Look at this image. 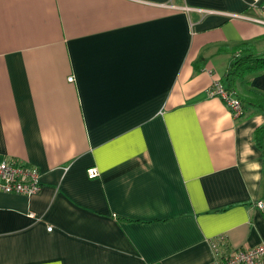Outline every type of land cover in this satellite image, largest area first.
I'll return each instance as SVG.
<instances>
[{
    "label": "crops",
    "instance_id": "crops-1",
    "mask_svg": "<svg viewBox=\"0 0 264 264\" xmlns=\"http://www.w3.org/2000/svg\"><path fill=\"white\" fill-rule=\"evenodd\" d=\"M263 5L0 0V159L42 182L0 189V264H211L264 244V113L210 94L239 44L264 54V23L240 16ZM241 87L264 93V71Z\"/></svg>",
    "mask_w": 264,
    "mask_h": 264
},
{
    "label": "built area",
    "instance_id": "built-area-1",
    "mask_svg": "<svg viewBox=\"0 0 264 264\" xmlns=\"http://www.w3.org/2000/svg\"><path fill=\"white\" fill-rule=\"evenodd\" d=\"M262 9L264 10V5ZM240 16L264 23L263 17L244 14ZM73 79V77L70 78V80ZM210 94L222 97L235 115L238 116L244 112V106L237 91L227 89L223 82L216 81L210 89ZM90 171L91 176L99 174L96 168ZM0 189L5 192L21 193L28 196L37 194L42 189L41 172L37 166H27L13 158L0 159ZM258 205L264 207L263 201L258 202ZM218 245L217 240H212V246L217 255H219ZM211 264H264V244L232 249L226 257L219 258L218 256Z\"/></svg>",
    "mask_w": 264,
    "mask_h": 264
},
{
    "label": "trees",
    "instance_id": "trees-1",
    "mask_svg": "<svg viewBox=\"0 0 264 264\" xmlns=\"http://www.w3.org/2000/svg\"><path fill=\"white\" fill-rule=\"evenodd\" d=\"M234 51L235 55L222 82L227 89L237 91L244 104L255 107L264 113V93L257 90H247L244 93L239 91L240 85L243 84L248 74L264 71V54H258L253 45L248 42L239 44ZM197 67L196 69L200 70L199 64ZM255 137L258 145L264 148V125L256 130Z\"/></svg>",
    "mask_w": 264,
    "mask_h": 264
},
{
    "label": "rangeland",
    "instance_id": "rangeland-1",
    "mask_svg": "<svg viewBox=\"0 0 264 264\" xmlns=\"http://www.w3.org/2000/svg\"><path fill=\"white\" fill-rule=\"evenodd\" d=\"M241 90H243V88H242L241 85H240L239 91L241 92Z\"/></svg>",
    "mask_w": 264,
    "mask_h": 264
}]
</instances>
